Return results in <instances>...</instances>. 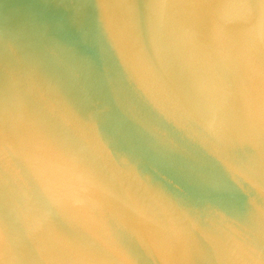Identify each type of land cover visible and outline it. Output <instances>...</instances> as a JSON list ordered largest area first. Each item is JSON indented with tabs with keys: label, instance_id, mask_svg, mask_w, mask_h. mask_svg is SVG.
Instances as JSON below:
<instances>
[{
	"label": "water",
	"instance_id": "95a60500",
	"mask_svg": "<svg viewBox=\"0 0 264 264\" xmlns=\"http://www.w3.org/2000/svg\"><path fill=\"white\" fill-rule=\"evenodd\" d=\"M0 264H264V0H0Z\"/></svg>",
	"mask_w": 264,
	"mask_h": 264
}]
</instances>
